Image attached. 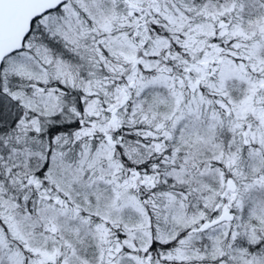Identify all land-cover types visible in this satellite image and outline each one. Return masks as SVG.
<instances>
[{
  "label": "snow or ice",
  "instance_id": "obj_1",
  "mask_svg": "<svg viewBox=\"0 0 264 264\" xmlns=\"http://www.w3.org/2000/svg\"><path fill=\"white\" fill-rule=\"evenodd\" d=\"M0 264H264V0H0Z\"/></svg>",
  "mask_w": 264,
  "mask_h": 264
}]
</instances>
